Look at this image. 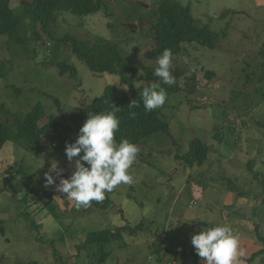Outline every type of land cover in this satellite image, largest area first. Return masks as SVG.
<instances>
[{"label": "rangeland", "instance_id": "374dc122", "mask_svg": "<svg viewBox=\"0 0 264 264\" xmlns=\"http://www.w3.org/2000/svg\"><path fill=\"white\" fill-rule=\"evenodd\" d=\"M103 1L88 15L58 11L55 36L111 40L126 59L155 69L157 56L147 59L144 53L153 46L149 25L162 0ZM177 1L190 6L197 24L217 34L216 45L185 43L186 51L173 56L172 69L184 74L176 84L194 82V90L172 93L163 87L167 99L157 109L168 129L137 144L140 151L129 169L133 183L106 193L105 208V199L77 208L55 184L45 186V173L56 161L61 176L51 174L58 184L75 170L76 158L69 162L65 153L74 140L66 130L70 113L100 96L106 85L126 84L117 73L92 72L68 46L43 64L53 41L42 33L38 41L28 37L27 51L14 49L0 35V62L9 67L0 77V102L21 114L40 102L45 116L39 123L50 116L58 122L43 137L40 154L10 141L0 149V264H205L191 242L192 235L211 228L204 222L227 224L239 236L245 255L238 264H264V253L247 260L263 248L258 237H264V0ZM17 4L12 0L11 6ZM56 60L75 66L77 79L60 75L50 63ZM206 70L213 71L210 78ZM141 73L137 86L150 82ZM0 121L5 122L3 115ZM57 135L67 142L54 147ZM196 137L206 144L207 157L199 166H187L176 155ZM31 222L39 225V242ZM140 222L139 230L122 232L103 250L83 246L88 232ZM160 244L158 255L152 250Z\"/></svg>", "mask_w": 264, "mask_h": 264}, {"label": "trees", "instance_id": "16d2710c", "mask_svg": "<svg viewBox=\"0 0 264 264\" xmlns=\"http://www.w3.org/2000/svg\"><path fill=\"white\" fill-rule=\"evenodd\" d=\"M12 0H0V35L7 37V44L13 48L28 50L26 42L31 36L35 40H40V33L47 39L53 41V45L43 54V64H47L48 59L61 46H68L75 56L83 61L86 66L94 73H117L122 83L126 84L127 89H121L114 84L106 85L103 93L94 98L87 105L76 107L69 115L70 126L66 128L74 136L73 142L78 137L79 130L88 118V113L107 112L115 106L120 107L116 113L120 120V127L116 133L117 142L121 138H127L129 141L138 144L145 137L167 130L169 123L160 116L158 109L152 112H146L143 106L141 93L145 86L150 84H160L166 87L158 77L153 75L154 69L146 66L140 61L128 60L121 55L117 43L111 40L86 41L74 36L71 33H65L61 37L54 34V25L57 21V12L66 10L76 15H88L96 12L103 6V0H18V4L11 6ZM26 22L29 24L31 32H28ZM149 31L152 34L153 46L144 53V57L152 59L162 54L164 49H170L173 56L180 55L186 51L185 43H197L210 49L216 45V33L208 26H200L196 23L189 5H183L177 0H162L156 10V16L152 17L149 25ZM17 45V46H15ZM11 48V47H10ZM264 56V50L262 51ZM52 66L59 68V74L68 73L72 79H77V69L66 61L50 62ZM5 68L8 65L4 61L0 62V77H3ZM6 70V72H7ZM142 71L141 79L150 81L149 83L136 85V75ZM173 75L177 78L183 76V72L178 68L172 69ZM207 77L213 75V71H205ZM194 76V74H192ZM178 80V84L169 86L170 92L186 91L192 93L194 82L187 83ZM180 83V84H179ZM17 93L18 88L12 86ZM58 102L57 98H54ZM137 102V107H131V101ZM134 113V115H133ZM0 115L5 117V122L0 121V149L7 141L18 144L26 151L33 154H40L44 150L43 137L49 133L53 127L58 125L53 116H50L45 123L39 121L45 116L42 103H36L29 111L24 114L14 112L0 102ZM11 122V123H10ZM63 127V125L61 124ZM67 142L65 136L57 135L55 137L54 147L61 146ZM53 148V147H52ZM83 153H81L82 155ZM207 157V146L199 138H193L189 142V148L181 155H176L177 159L182 160L187 166H199ZM99 202L92 201L91 204ZM110 203L108 197L105 198L102 207ZM26 219L29 217L23 215ZM208 227H214L215 224L204 222ZM142 222L136 226H119L113 229H104L100 231L88 232L83 246L98 247L100 250L110 244L112 240H119L122 232L129 230L135 232L142 226ZM33 232L36 234V241L42 237L38 234L39 225L34 222L29 223ZM37 232V233H36ZM263 244V248L253 252L247 260H251L258 254L264 253V237H258ZM161 244L157 249L153 248L156 254L161 251ZM159 255V254H158ZM25 264H39L36 261H30Z\"/></svg>", "mask_w": 264, "mask_h": 264}, {"label": "clouds", "instance_id": "9594fccd", "mask_svg": "<svg viewBox=\"0 0 264 264\" xmlns=\"http://www.w3.org/2000/svg\"><path fill=\"white\" fill-rule=\"evenodd\" d=\"M172 68L173 53L166 48L156 58L153 75L163 84L172 86L177 83ZM123 87L127 89V86ZM141 97L145 111L152 112L165 104L167 93L160 84L153 83L143 88ZM130 105L133 108L138 106L135 99ZM119 110L120 107L114 105L107 112L88 113L75 142L66 144L68 161L73 162L76 158L75 170L70 177H61L59 183H55L51 173L61 176L62 172L56 161L45 173V186L55 184L56 190L74 201L77 208L88 207L92 201L101 202L105 194L117 186L133 183L129 169L136 161L140 148L127 138L117 142L115 137L120 120L116 113ZM191 242L205 264H238L239 258L245 255V250L239 246V236L227 224L202 229L192 235Z\"/></svg>", "mask_w": 264, "mask_h": 264}, {"label": "water", "instance_id": "95a60500", "mask_svg": "<svg viewBox=\"0 0 264 264\" xmlns=\"http://www.w3.org/2000/svg\"><path fill=\"white\" fill-rule=\"evenodd\" d=\"M5 184H8V185H6V186H8L10 189H12V190H13L12 186L9 184V182H8V181H7Z\"/></svg>", "mask_w": 264, "mask_h": 264}]
</instances>
